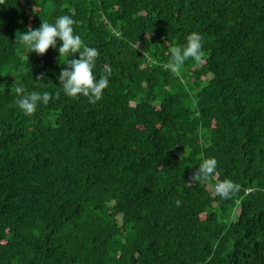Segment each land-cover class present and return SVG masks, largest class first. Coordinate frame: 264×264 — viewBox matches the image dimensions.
I'll use <instances>...</instances> for the list:
<instances>
[{
  "label": "trees",
  "instance_id": "16d2710c",
  "mask_svg": "<svg viewBox=\"0 0 264 264\" xmlns=\"http://www.w3.org/2000/svg\"><path fill=\"white\" fill-rule=\"evenodd\" d=\"M4 3L0 264H264V0ZM61 15L98 49L97 77L111 68L95 104L62 92L58 47L16 40ZM193 31L202 59L164 70ZM18 81L59 98L25 115ZM209 157L215 173L192 181Z\"/></svg>",
  "mask_w": 264,
  "mask_h": 264
},
{
  "label": "clouds",
  "instance_id": "9594fccd",
  "mask_svg": "<svg viewBox=\"0 0 264 264\" xmlns=\"http://www.w3.org/2000/svg\"><path fill=\"white\" fill-rule=\"evenodd\" d=\"M0 4H5L4 0H0ZM74 24L75 20L72 16L61 15L52 23L42 21L38 28L29 27L25 32L20 33L16 40L18 39L22 45L26 46L27 52L37 54L46 53L50 47L53 49L58 47L59 57H66L64 63L67 64V67L61 69L58 77L62 92L70 98L87 97L89 103L95 104L102 99L103 90L109 85L111 68H106L105 74L97 77L94 69L99 51L85 44L81 36L74 33ZM203 45L204 37L197 31L191 32L186 37L184 45L170 48L169 59L162 67L171 73H178L189 59L199 62L204 56ZM77 52H79V58L75 57ZM70 56L71 59H69ZM23 87V84L18 81L16 93L19 98L16 104L28 116L34 114L41 103L47 105L50 99H58L60 95L59 91L55 95L49 91H33L22 95ZM217 164L215 157L203 159L191 174V180L194 182L207 181L215 173ZM214 190L220 198L230 199L240 190V186L231 179H225L217 183Z\"/></svg>",
  "mask_w": 264,
  "mask_h": 264
}]
</instances>
